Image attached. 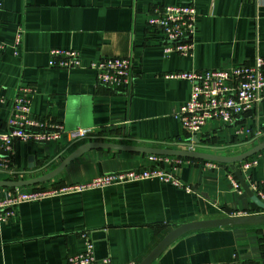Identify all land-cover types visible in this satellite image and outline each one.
<instances>
[{
	"label": "crops",
	"instance_id": "crops-1",
	"mask_svg": "<svg viewBox=\"0 0 264 264\" xmlns=\"http://www.w3.org/2000/svg\"><path fill=\"white\" fill-rule=\"evenodd\" d=\"M0 133L7 129L12 99L19 87H32L30 115L64 133L40 144L15 141L10 169L0 181H24L55 169L76 147L69 132L90 131L93 142L184 149L196 137L198 152L232 157L264 142V100L251 118L209 121L190 135L175 118L189 98L190 84L166 79L171 73L225 69L251 64L264 56V0H0ZM191 5L197 13L189 56L162 53L161 32L147 25L153 7ZM18 28L20 51L14 54ZM79 53L74 69L48 66L49 51ZM102 58H130L134 81L129 95L99 85L89 65ZM250 131V132H247ZM103 139V140H101ZM193 149V148H190ZM45 165L39 173H31ZM244 170L201 160L186 161L175 177L191 189L157 180L111 186L82 194L19 205L0 223V264H65L70 255L93 245L97 260L138 264L179 225L223 217L261 215L234 175L255 195L264 191V151ZM214 164L211 166V164ZM152 167L147 155L90 150L70 162L52 180L37 184L85 183L104 173ZM234 180L239 188L234 186ZM0 187V198L16 189ZM264 262V224L221 227L188 233L152 264H222Z\"/></svg>",
	"mask_w": 264,
	"mask_h": 264
},
{
	"label": "built area",
	"instance_id": "built-area-1",
	"mask_svg": "<svg viewBox=\"0 0 264 264\" xmlns=\"http://www.w3.org/2000/svg\"><path fill=\"white\" fill-rule=\"evenodd\" d=\"M1 7V5H0ZM197 13L193 6L153 7L147 15V25L159 30L163 36L162 53L165 57L171 54L189 56L192 51V39L196 32ZM23 30L18 28L14 41V54L20 51ZM6 46L0 42V51ZM80 65L79 53L70 49H52L49 51L48 66L60 69H74ZM99 85L115 88L130 94L134 81L133 62L130 58H102L89 65ZM166 79L185 80L190 84L188 100L175 114L180 125L190 135H195L209 121L230 123L240 119L251 118L255 106L264 100V56H257L251 64L225 69L190 70L171 73ZM32 87H19L12 99V107L7 119V129L0 133V156L9 155L15 141L40 144L58 139L64 129L60 125H44L30 115ZM4 101L0 99V103ZM250 132V131H247ZM70 139L85 141L92 135L90 131L75 130L68 133ZM152 167L104 173L85 183H74L54 186L36 185L29 191H8L0 198V223L14 217L19 205L35 203L46 199L67 195L82 194L87 191L102 190L111 186L124 185L146 180H157L171 183L176 187L183 185L174 173L186 159L147 155ZM256 161L247 159L239 163L240 168L247 170ZM211 164V163H210ZM214 164H211V166ZM0 169H10V162L0 158ZM234 186L239 188L234 180ZM255 196L264 205V191L254 186ZM65 264H114L108 259L97 260L93 254V245L86 241L84 250L67 257ZM222 264H246L230 262ZM264 264V262L248 263Z\"/></svg>",
	"mask_w": 264,
	"mask_h": 264
},
{
	"label": "water",
	"instance_id": "water-1",
	"mask_svg": "<svg viewBox=\"0 0 264 264\" xmlns=\"http://www.w3.org/2000/svg\"><path fill=\"white\" fill-rule=\"evenodd\" d=\"M94 139L97 140L98 137L96 138L94 137V135H90L89 137H87L86 143H83L78 147H76V149L71 154H69L65 159H63L55 169L49 171L48 173L24 181H0V187L21 188V187L32 186L47 182L55 178L58 174H60L70 162H72L76 158H79L86 152L96 149L120 151L127 153H137L141 155L171 156V157H178L184 159L213 162L218 164H226L233 167L253 157L254 155H257L258 153L264 151V142H261V143H257L256 146L245 151L244 153L232 157H225L221 155L198 152L195 151L194 149H203V147L199 145L196 137L192 138L194 145H190L189 143L176 145L184 149L140 147V146L117 144L113 142H93ZM77 143H79V141H75L71 146H74ZM29 161L30 164L28 165V169L30 170L31 173L42 172L48 167V165H45L37 170H34V163L32 162L33 160L30 159ZM234 175L237 178L243 191L249 197L250 201L260 210L264 211V205L250 191V189L244 182L240 171L235 170ZM260 224H264V214L248 215V216H240V217H223V218L194 221L191 223L182 224L176 227L175 229L171 230L170 232H168L163 237V239L138 264H152L170 244H172L178 238L188 233L207 230V229L221 228V227H235V226L260 225Z\"/></svg>",
	"mask_w": 264,
	"mask_h": 264
},
{
	"label": "trees",
	"instance_id": "trees-1",
	"mask_svg": "<svg viewBox=\"0 0 264 264\" xmlns=\"http://www.w3.org/2000/svg\"><path fill=\"white\" fill-rule=\"evenodd\" d=\"M191 160V159H190Z\"/></svg>",
	"mask_w": 264,
	"mask_h": 264
}]
</instances>
